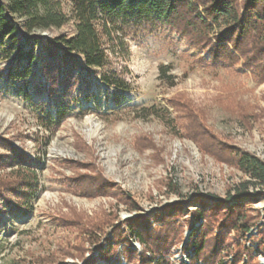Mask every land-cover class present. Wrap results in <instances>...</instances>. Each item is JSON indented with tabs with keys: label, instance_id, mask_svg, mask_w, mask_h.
Returning a JSON list of instances; mask_svg holds the SVG:
<instances>
[{
	"label": "rangeland",
	"instance_id": "rangeland-1",
	"mask_svg": "<svg viewBox=\"0 0 264 264\" xmlns=\"http://www.w3.org/2000/svg\"><path fill=\"white\" fill-rule=\"evenodd\" d=\"M58 1L70 22L61 28L35 30L27 36L36 41V74L41 38L60 32L71 34L74 30L71 0ZM121 26L118 35L125 34L123 45L116 41L113 47L106 37L103 43L109 68L116 70L128 87L108 85L100 79L106 69L94 71L84 66L80 74L88 75L90 85H78L67 111H63L64 103L56 102L45 92L35 94L30 86L28 98L9 81L4 70L10 58L0 47V152L5 153L11 143L31 158L30 164L40 178L31 211L0 212V264H38V258L55 252L61 256L59 245L74 240L76 235L58 220L66 204L89 213L102 208L113 210L112 198L85 197L69 183L75 171L72 162L77 161L95 164L137 202L138 211L120 206L117 224L147 213L155 227L168 203L181 202L183 216L177 221L183 225L184 233L183 240L172 247L173 262L172 258L180 253L177 248L188 241L186 233L191 230L193 210L200 207V200H226L230 192L235 194L237 183L248 179L241 170L200 151L187 136L186 110L197 113L222 140L264 160V82L255 77L253 68L245 66L240 57L234 62L214 58L209 46L190 40L164 19ZM98 27L101 29L100 24ZM220 29L224 27L215 26L210 33L215 43ZM21 34L25 39L26 32ZM39 80L45 81L42 77ZM147 137L153 138L155 149L142 148ZM170 180L177 184V190L169 189ZM258 191L255 189V201L247 202L258 218L246 237L238 240L247 247L253 246V255L264 264V249H260V243L264 246V193ZM250 192L254 193L253 186ZM111 231L112 227L108 228L101 245H107ZM230 236L235 237L233 233ZM101 245H87V261L68 257L54 264L131 263L122 255V246L110 260L103 259ZM132 245L138 252L142 250L135 240ZM183 246L181 253L185 255ZM222 252L221 262L231 264L233 254Z\"/></svg>",
	"mask_w": 264,
	"mask_h": 264
},
{
	"label": "trees",
	"instance_id": "trees-1",
	"mask_svg": "<svg viewBox=\"0 0 264 264\" xmlns=\"http://www.w3.org/2000/svg\"><path fill=\"white\" fill-rule=\"evenodd\" d=\"M71 2L75 20L73 33L60 32L41 38V59L36 74V41L32 42L27 36L35 30L61 28L70 22V18L61 10L58 0H0V47L10 58L4 72L7 79L18 85L28 98L31 86L33 93L40 95L45 92L56 102L64 103L63 111L69 110L78 85L81 82L86 87L90 85L88 75L80 74L84 66L94 71L106 69L100 79L108 85L128 87L116 70L109 68L110 59L103 37L113 47L116 41L118 45H123L125 34L118 35L123 28L121 25L154 18L164 19L190 40L209 46L216 59L234 62L242 58L244 65L253 68L255 77L264 82V0ZM215 26L224 27L216 37L218 43L210 38ZM22 31L26 32L25 39ZM39 77L45 81L39 80ZM185 116L187 136L203 154L241 170L248 177L234 186L235 194L230 192L228 199L215 203L201 199L200 207L193 210L188 241L183 246L190 264H223L224 250L233 254L231 264H261L259 258L253 255V246L247 247L238 239L240 236L246 237L258 218V214L255 215L247 207V202L255 201V189L259 188L258 192L264 193V160L237 144L222 140L203 123L197 113L186 110ZM6 147L5 153L0 152V212H29L33 209V199L40 187L39 174L31 166L32 160L28 155L11 143ZM142 148L155 149L156 143L153 138H144ZM72 164L75 171L69 183L85 197L112 198L115 201L113 210L102 208L89 213L66 204L65 210H60L58 220L72 234H76L74 240L59 245L61 256L55 252L47 258H38L36 262L54 264L68 257L86 260L88 246H100L108 228L112 227L111 237L106 238L107 245H101L100 255L103 259L110 260L122 246V255L133 264H171L172 247L183 240V225L177 221L183 216L181 202L168 203L160 212V224L155 227L151 226L147 213L126 218L117 224L120 206H126L129 211H138L140 207L137 202L95 164L80 161ZM167 186L171 191L177 190L173 180ZM251 186L254 193L250 192ZM231 233L235 237H231ZM132 240L140 244V252L133 247ZM261 245L260 249H264Z\"/></svg>",
	"mask_w": 264,
	"mask_h": 264
},
{
	"label": "built area",
	"instance_id": "built-area-1",
	"mask_svg": "<svg viewBox=\"0 0 264 264\" xmlns=\"http://www.w3.org/2000/svg\"><path fill=\"white\" fill-rule=\"evenodd\" d=\"M189 233H190V231H188L186 233V240L189 237ZM183 245H184V243L182 244V246ZM182 246L177 248V252H180V253H177V255H175V258H172L173 262H171V263H173V264H187V261H188V263L190 264V260H188L187 254L185 253V255H184L183 253H181ZM228 257H229V259H232V256L228 255ZM225 262H226V260H225ZM125 264H126V262H125ZM129 264H131V263H129Z\"/></svg>",
	"mask_w": 264,
	"mask_h": 264
},
{
	"label": "water",
	"instance_id": "water-1",
	"mask_svg": "<svg viewBox=\"0 0 264 264\" xmlns=\"http://www.w3.org/2000/svg\"><path fill=\"white\" fill-rule=\"evenodd\" d=\"M263 263H264V260H263Z\"/></svg>",
	"mask_w": 264,
	"mask_h": 264
},
{
	"label": "bare ground",
	"instance_id": "bare-ground-1",
	"mask_svg": "<svg viewBox=\"0 0 264 264\" xmlns=\"http://www.w3.org/2000/svg\"><path fill=\"white\" fill-rule=\"evenodd\" d=\"M263 260H264V258H263Z\"/></svg>",
	"mask_w": 264,
	"mask_h": 264
}]
</instances>
